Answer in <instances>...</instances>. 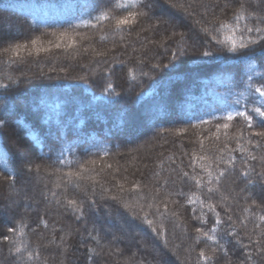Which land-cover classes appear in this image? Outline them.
<instances>
[{
  "label": "trees",
  "instance_id": "16d2710c",
  "mask_svg": "<svg viewBox=\"0 0 264 264\" xmlns=\"http://www.w3.org/2000/svg\"><path fill=\"white\" fill-rule=\"evenodd\" d=\"M114 3L0 0L7 29L0 35V264H264V138L250 135L261 128L248 129L238 117L229 122L232 139L223 129L215 139L229 111L258 106L245 82L252 66L264 72V42L233 53L225 39L231 33L213 30L220 22L235 26L241 4L264 17V0H140L127 11L145 15L122 31L112 20L95 22L106 9L127 15ZM64 32L76 43L61 41ZM37 37L48 51L35 52L30 41ZM16 43H28L30 54L4 51ZM181 128L187 132L177 133ZM13 138L33 150L29 166ZM237 141L257 158L241 153ZM218 149H234L232 163ZM201 164L214 177L224 174L216 181ZM190 193L210 200L215 212L188 203ZM137 203L144 211L161 205L149 211L153 224L124 206ZM132 226L140 231L132 234ZM198 228L215 229L216 241Z\"/></svg>",
  "mask_w": 264,
  "mask_h": 264
},
{
  "label": "snow or ice",
  "instance_id": "6c2138e0",
  "mask_svg": "<svg viewBox=\"0 0 264 264\" xmlns=\"http://www.w3.org/2000/svg\"><path fill=\"white\" fill-rule=\"evenodd\" d=\"M139 3H140V0H127V3H120V0H115L114 7L127 11V9H129V8L138 7ZM140 15H145V13L135 12V11H127V15L115 16L112 14L110 9H106V10L101 11L99 13V15H97L95 17V22H96V24H100L102 21L112 20V21H114L115 29L117 31H122L124 29V27L131 26V25L135 24L137 22V17ZM250 19L256 21V23H254V24L249 23ZM232 20L235 21V26L231 23H228V22H220L219 27L213 29L214 31H217L218 33L224 29H227L231 33V35L225 37V39L229 43L228 51L233 52V53H239L241 50L249 49L253 45H259L261 42H264V17L257 16V14L255 12H248L246 9V6L244 4H241L239 9L233 14ZM241 22H243V27H241ZM82 23L87 26V25L91 24L92 21H82ZM203 30L209 31L208 29H203ZM237 33H239V35H237ZM65 39L70 41L72 44L76 43L74 36L70 35L67 32L60 34V40L63 41ZM212 39L215 40L216 36H212ZM218 42H220V41H218ZM30 43L33 46V49L35 50V52L37 54L40 51H48L49 50L48 48L41 46L42 42L40 41L39 37L31 40ZM49 43H51V42H49ZM55 46L59 47L60 44L57 43ZM4 51L9 52V53H11L12 56H16V57H19L21 55L22 51H29V54H30V50L28 48V43H16L14 45H11L9 48L4 49ZM203 55L210 56V55H212V53L204 52ZM245 59H250V57H245ZM255 67L256 66H252L251 75L248 76L247 81L245 82V92L247 93V96L253 97V100L251 102L254 105H258V106L252 107L251 110H249V108L246 104V105H244L243 110L229 111L224 117H222V119L227 121V122H225L223 124L216 125V132H217V135L215 136L216 140L220 139L219 133H220L221 129L225 130L223 132V135L227 139H232V137H229L228 131H227L231 127V124L229 122L233 121L234 119H236L238 117L243 118V121H244V123L248 129H253L255 127L261 128L260 131H255V132L250 133L251 136L264 138V72L256 71ZM130 75L132 76L133 79H135L134 71L130 70ZM254 77L260 78L261 83L259 85H257L256 83L253 82ZM109 87H111V85H109ZM237 103H239V101H237ZM250 111L252 114H250ZM253 114L255 116L260 117V120L255 121ZM206 123H208V121H204V120L200 121V124H206ZM193 127H197V126L193 125ZM176 131H177V133H184V132H187V129L181 128V129H178ZM240 138H243L242 132L240 133ZM252 143H253V141L251 138L246 140L247 145H251ZM200 147H201V149H203V147H204L203 140L200 141ZM236 147L239 149V151L241 153L247 152L249 154V156L251 157V159L255 160L257 158L256 156L251 154L249 148L246 147L245 144H241V143H239V141H237ZM256 147H261L259 142H257ZM218 150L219 151L228 150L229 151L228 163H232V160L234 158L231 156V152L234 151V149H218ZM105 155H107V153H105ZM193 155H195V153H193ZM199 159L204 160V159H207V157L201 156V157H199ZM3 162L6 163V161H3ZM91 163L94 164L95 162L92 161ZM81 167L83 168V166H81ZM108 167H111V165H108ZM201 167L205 168L206 175L208 177L213 178L216 181H218L220 176H222L224 174V171L221 170L219 176L214 177L213 172L210 168H207L204 164H201ZM85 171H88V170L85 169ZM243 174L245 176L248 175L247 172H245ZM68 175L70 177L75 175L76 177H78L80 179H84L81 172H76V173L69 172ZM185 175H188V174L185 173ZM89 179H91V177H89ZM192 179L196 182V184L198 186H206L204 184V180L202 177L193 176ZM213 179H209L207 181V184L211 185L213 183ZM134 188H139V185L138 184L134 185ZM207 190H208V192H213V191H218L219 189L218 188L213 189L211 187H208ZM53 195H55V193H53ZM152 199L155 200V197H152ZM187 202L190 204H194V203L199 202V204L202 207H206L209 211H212V212H215V209H216L215 204H213L210 200L206 201L205 199H202L201 196L198 195L197 193H190L188 195V201ZM69 203L72 205H75L76 201L72 200V201H69ZM253 203H255V201H253ZM124 206L126 208H130V209L138 208L139 211L143 213V219L149 225L153 224V220L148 219L149 211L151 209L155 208L156 211L159 212L160 207H161V205L151 203V204H147V208L149 209V211H144L145 205H141L139 203H137L136 205L125 204ZM163 207L165 209H167V204H163ZM133 214L135 215L136 213L133 212ZM161 215H162V213H161ZM204 216H206V214L202 212L201 217H198V219H200ZM229 219H231V217H229ZM259 219L262 222H264V215L260 216ZM216 220L218 222L220 220L218 213L216 214ZM160 227H163V225H160ZM9 231L15 233L17 230L16 229H9ZM196 231L198 233H201L202 235L206 236L209 240L216 241V239H217L216 235L214 234L215 229L210 230L213 233L212 235H209V232H205L203 228H198V229H196ZM20 234L23 235V228L22 227L20 229ZM4 239L5 240H11V237L5 236ZM15 251L17 253H19L21 251V247L17 246L15 248ZM32 257H33V253H28V258L32 259ZM200 257L206 262L210 260V257L205 255V252L203 250H201V252H200Z\"/></svg>",
  "mask_w": 264,
  "mask_h": 264
},
{
  "label": "rangeland",
  "instance_id": "374dc122",
  "mask_svg": "<svg viewBox=\"0 0 264 264\" xmlns=\"http://www.w3.org/2000/svg\"><path fill=\"white\" fill-rule=\"evenodd\" d=\"M152 3H153V6L156 7V12H157L158 16H159L161 19L166 18V16H167L166 9H164V8H159V7H158L159 5H156V2H154V1H153ZM155 5H156V6H155ZM154 7H153V8H154ZM14 28H15V27L13 26V28L10 27L9 29L14 30ZM4 30H7L6 27L0 23V35H2V31H4ZM145 122H146V121H145ZM145 122L142 123V125H144V128H145V126H147V123H145ZM138 127H139V126H138ZM131 136H135V132H134V131L131 132ZM14 140L17 141L18 144L15 143ZM12 142H14V144H15V148L17 149V151H18V153H19V156L21 157L23 163H24L25 165H28V166H29L30 162L33 161V160H35V159H34V155H33V153H32L33 150H32V149L26 144V142H24L23 140L19 142V140H18L17 138H13ZM16 203H17V201H15V200H14V201H11V202H9L8 207H9V208H12ZM25 206H26V207H29V206H28V203H25ZM26 210H28V208H26ZM130 229H131V231H132V234H133L135 231H140V228L137 227V226H132V227H130Z\"/></svg>",
  "mask_w": 264,
  "mask_h": 264
}]
</instances>
